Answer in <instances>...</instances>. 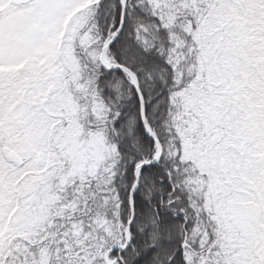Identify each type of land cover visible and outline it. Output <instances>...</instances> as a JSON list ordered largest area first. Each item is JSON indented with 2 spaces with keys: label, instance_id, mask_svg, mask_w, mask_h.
<instances>
[{
  "label": "snow or ice",
  "instance_id": "6c2138e0",
  "mask_svg": "<svg viewBox=\"0 0 264 264\" xmlns=\"http://www.w3.org/2000/svg\"><path fill=\"white\" fill-rule=\"evenodd\" d=\"M0 264H264V0H0Z\"/></svg>",
  "mask_w": 264,
  "mask_h": 264
}]
</instances>
